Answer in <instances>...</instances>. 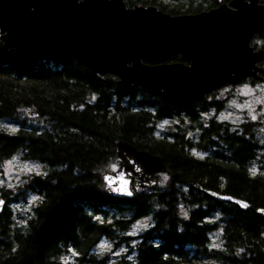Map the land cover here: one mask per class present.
<instances>
[{
  "label": "trees",
  "instance_id": "16d2710c",
  "mask_svg": "<svg viewBox=\"0 0 264 264\" xmlns=\"http://www.w3.org/2000/svg\"><path fill=\"white\" fill-rule=\"evenodd\" d=\"M124 1L171 15L219 3ZM171 61L189 62L180 55ZM212 100L175 105L142 88L126 89L117 77L97 75L82 62L25 55L0 41V121L31 108L50 124L38 129L15 119L16 131L0 127V163L20 153L46 169L14 189L0 188V264H59L71 249L76 264H264V218L256 213L264 208V167L250 170L260 147L256 123L242 124L241 131L213 119L201 125L199 113L222 108L221 100ZM182 113L197 132L177 125L156 135L158 122ZM117 141L159 156L169 175L165 186L132 198L111 195L102 176L119 159ZM194 147L218 155L199 158L191 152ZM191 182L246 200L250 207L216 200ZM28 192L37 199L29 216L19 220L10 203ZM216 214L219 219H212ZM148 216V229L134 237L122 234ZM219 227L222 248H211L210 234ZM103 238L116 246L126 243L127 250L115 258L99 257L94 248Z\"/></svg>",
  "mask_w": 264,
  "mask_h": 264
},
{
  "label": "water",
  "instance_id": "95a60500",
  "mask_svg": "<svg viewBox=\"0 0 264 264\" xmlns=\"http://www.w3.org/2000/svg\"><path fill=\"white\" fill-rule=\"evenodd\" d=\"M262 32L264 4L258 0H231L178 15L154 5L128 7L124 0H0L4 47L82 62L97 75L117 77L126 89L142 88L180 106L222 86L263 78L257 63L264 60V50L250 46ZM178 55L189 62L171 61ZM29 114L36 116L32 110ZM115 145L121 164L114 173H103L106 190L132 198L155 188L154 176L167 171L162 159L125 142ZM190 185L242 210L250 207L246 200ZM256 213L264 218V208Z\"/></svg>",
  "mask_w": 264,
  "mask_h": 264
},
{
  "label": "rangeland",
  "instance_id": "374dc122",
  "mask_svg": "<svg viewBox=\"0 0 264 264\" xmlns=\"http://www.w3.org/2000/svg\"><path fill=\"white\" fill-rule=\"evenodd\" d=\"M164 3H168L171 0H161ZM208 100L218 99L222 101V108L217 115L218 119H227L232 121L234 124L238 123H249L255 122L256 129L254 133V137L259 142V149L256 158L252 161L250 165L251 172L255 173L258 170H261V167H264V84L257 83L253 84L250 82L246 83H238L234 87L222 88V90H217L213 96H206ZM31 108H23L18 114L11 119H4L0 121V127L8 129L10 131H16L18 128V124L15 119L18 121H25L26 125L35 127L38 129H46L50 127V124L45 120L37 116H32L29 114ZM214 111H211L208 115L206 113H202L203 118H207L213 116ZM184 113L180 115H176L169 119H164L162 122H158L156 124V135H159L166 131H171L177 125L188 127L190 130L197 132L195 125L191 124L189 119L184 117ZM255 117V119H253ZM192 125V126H191ZM191 152L194 156L201 158L203 156V152L199 148L192 149ZM120 165L119 159H116L114 162L110 163L107 168L103 170V173L110 172L114 173ZM45 166L39 162L26 160L22 157L20 153L15 154L11 158L4 160L0 163V188H8L14 189L17 186H20L26 178L33 174H42L45 172ZM264 170V168H263ZM158 179V187H164L168 181L169 175L167 173L161 172L156 175ZM37 196L28 192L24 198H21L18 202L10 203L17 219L18 216H22L25 219L29 216V211L31 210V206L36 201ZM2 200V199H0ZM185 211V207L181 206V212ZM212 219L218 220L219 215L216 214ZM151 225L150 217H144L138 219L133 224H131L129 230L123 235L134 237L146 229H148ZM221 228H217V230L213 231L210 234V247L215 249L222 248V240H221ZM134 238L129 240L130 243H134ZM101 245H104L101 247ZM127 250L126 243H120L118 246L115 245L109 239L103 238L101 239L94 248V252L99 255V257H103L107 255L109 258H115L116 256L122 254ZM59 264H76V254L71 249L66 252L59 260ZM208 264H221L216 261L209 262Z\"/></svg>",
  "mask_w": 264,
  "mask_h": 264
},
{
  "label": "flooded vegetation",
  "instance_id": "af4514ba",
  "mask_svg": "<svg viewBox=\"0 0 264 264\" xmlns=\"http://www.w3.org/2000/svg\"><path fill=\"white\" fill-rule=\"evenodd\" d=\"M218 1V0H217ZM259 1V3H261V4H264L263 2H260V0H258ZM219 2V1H218ZM220 3H229V2H224L223 0H221V2H219L218 3V5L220 4ZM217 5V6H218ZM250 46H252L253 48H254V50L255 51H257V50H264V32H262L261 34H255L253 37H252V39H251V41H250ZM257 65L258 66H260V67H262L263 69H264V60H262V61H260V62H258L257 63ZM261 75V74H260ZM263 76V78H261L260 80H253L252 78H246L243 82H241V83H246V82H250V83H253V84H257V83H261V84H264V75H262ZM235 85H227V86H223V87H221V88H219V89H217V90H222V88H230V87H234ZM217 90H215L214 92H212V93H210V94H208V95H206V96H213V94H215L216 93V91ZM204 97V99L203 100H207V99H205V98H207V97ZM215 99V98H214ZM203 100H201V101H203ZM215 100H217L218 101V99H215ZM200 101V102H201ZM211 102L212 101H214V100H210ZM221 106H223V104L221 103ZM220 110H221V108L220 109H216V107L215 106H212L207 112H204V113H206V115H208L211 111H214V113H216V114H214L213 116H210L209 115V117H207V118H203V115H202V112L201 113H199V117H198V120L201 122V125H206V124H208V122L211 120V119H213V120H215V121H217L218 123H221V124H223V125H228L229 126V128L232 130V131H241V125L242 124H244V123H238V124H234L232 121H229V120H227V119H222V120H220V119H218V117H217V115L219 114V112H220ZM203 113V114H204ZM195 128H196V125H195ZM222 146V144L219 146V148H217V150L218 151H220V147ZM195 148H197V147H194L193 149H195ZM223 148V147H222ZM221 148V149H222ZM214 150V149H213ZM214 152V151H213ZM212 151H204L203 152V156L202 157H212V156H215V155H218V154H215V153H213Z\"/></svg>",
  "mask_w": 264,
  "mask_h": 264
},
{
  "label": "snow or ice",
  "instance_id": "6c2138e0",
  "mask_svg": "<svg viewBox=\"0 0 264 264\" xmlns=\"http://www.w3.org/2000/svg\"><path fill=\"white\" fill-rule=\"evenodd\" d=\"M253 119H255V117H253ZM128 195H131V193L129 192V193H127ZM34 199H36V198H34ZM0 203H3L2 201H0ZM104 245H101V247H103Z\"/></svg>",
  "mask_w": 264,
  "mask_h": 264
},
{
  "label": "bare ground",
  "instance_id": "6f19581e",
  "mask_svg": "<svg viewBox=\"0 0 264 264\" xmlns=\"http://www.w3.org/2000/svg\"><path fill=\"white\" fill-rule=\"evenodd\" d=\"M120 185V184H119ZM119 185H118V187H119ZM118 192V191H117Z\"/></svg>",
  "mask_w": 264,
  "mask_h": 264
}]
</instances>
